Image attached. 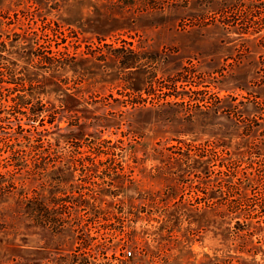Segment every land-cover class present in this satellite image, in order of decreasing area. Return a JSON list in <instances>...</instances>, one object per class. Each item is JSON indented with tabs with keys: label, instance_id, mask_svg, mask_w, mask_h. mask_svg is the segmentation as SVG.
Returning <instances> with one entry per match:
<instances>
[{
	"label": "rangeland",
	"instance_id": "rangeland-1",
	"mask_svg": "<svg viewBox=\"0 0 264 264\" xmlns=\"http://www.w3.org/2000/svg\"><path fill=\"white\" fill-rule=\"evenodd\" d=\"M0 56L40 109L0 122V174L11 127L50 147L0 264H264V0H0Z\"/></svg>",
	"mask_w": 264,
	"mask_h": 264
},
{
	"label": "trees",
	"instance_id": "trees-1",
	"mask_svg": "<svg viewBox=\"0 0 264 264\" xmlns=\"http://www.w3.org/2000/svg\"><path fill=\"white\" fill-rule=\"evenodd\" d=\"M2 57L0 56V59ZM8 78L9 83L14 84V86L20 84L22 87L23 81L21 79L14 78L13 75L10 73ZM19 80V81H18ZM0 82H2V79H0ZM32 94L33 92L30 91V93H22V94H16L12 96L10 99L12 101L11 105H6L3 102L7 101V95L2 93L1 85H0V122H7V120L10 117H13L15 119H18V116L25 117L28 119L29 117L32 118L35 122L38 120L37 117L39 116L40 109L35 108L32 106ZM10 107V108H9ZM8 108V109H7ZM39 122V121H38ZM33 126V125H31ZM11 137L5 138L3 142V150L7 155V158L10 159L9 163H5L2 167L6 168V166H10L9 169H5L1 174L0 177L4 179V184H2V187H0V197H7L8 193L12 192V189H14V177L17 172H25L30 173V169L27 163L28 157H35L39 158L41 154L48 153L50 151V147L41 141L40 132L36 131V126H33V129L20 127V125H16L15 127H11ZM8 135V136H10ZM113 146L110 144L109 140H103L99 141L96 144H94L90 150L91 152L95 153H109L113 151ZM79 148L78 145L72 149L73 151H77ZM46 166L42 165V167H39V169H44ZM13 193V192H12ZM21 196L20 198L24 201L25 205L23 209L25 210V213L27 210H29V204L30 200L26 195H22V193H19ZM73 208L67 209L66 216L67 222L69 221L70 214L72 213ZM27 216V215H26ZM95 217L97 215H94ZM61 223H60V222ZM52 227L54 230H58L62 226L63 220H59L58 218L53 217L52 219ZM68 224L66 227L67 230L72 231L73 226ZM64 228V227H62Z\"/></svg>",
	"mask_w": 264,
	"mask_h": 264
},
{
	"label": "built area",
	"instance_id": "built-area-1",
	"mask_svg": "<svg viewBox=\"0 0 264 264\" xmlns=\"http://www.w3.org/2000/svg\"><path fill=\"white\" fill-rule=\"evenodd\" d=\"M125 253H126L127 255H129V254H130V251H129V250H127V251H125Z\"/></svg>",
	"mask_w": 264,
	"mask_h": 264
}]
</instances>
